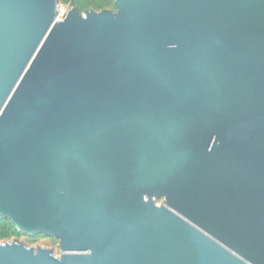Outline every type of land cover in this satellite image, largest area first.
Returning a JSON list of instances; mask_svg holds the SVG:
<instances>
[{
    "label": "water",
    "instance_id": "water-1",
    "mask_svg": "<svg viewBox=\"0 0 264 264\" xmlns=\"http://www.w3.org/2000/svg\"><path fill=\"white\" fill-rule=\"evenodd\" d=\"M58 1L0 0V216L62 253L0 262L264 264V0Z\"/></svg>",
    "mask_w": 264,
    "mask_h": 264
},
{
    "label": "trees",
    "instance_id": "trees-1",
    "mask_svg": "<svg viewBox=\"0 0 264 264\" xmlns=\"http://www.w3.org/2000/svg\"><path fill=\"white\" fill-rule=\"evenodd\" d=\"M63 3L70 4V6L77 7L81 12L88 9L102 10L114 9L115 0H60ZM40 236L44 234H39ZM21 232L17 230L12 221L6 217L0 216V240H7L11 238H18Z\"/></svg>",
    "mask_w": 264,
    "mask_h": 264
},
{
    "label": "rangeland",
    "instance_id": "rangeland-1",
    "mask_svg": "<svg viewBox=\"0 0 264 264\" xmlns=\"http://www.w3.org/2000/svg\"><path fill=\"white\" fill-rule=\"evenodd\" d=\"M70 4L63 3L60 0L58 1V18L63 19L65 15L67 14V11L70 8ZM154 200L158 205L162 204L164 197L161 196H155ZM14 239H18L19 241L25 243L28 246L34 247V248H39V247H44V248H49L51 249L55 255L60 256L62 253L61 246H60V240L56 239L52 235H42L40 236L39 234H26L21 232V236L18 238H11L7 240H1V241H12Z\"/></svg>",
    "mask_w": 264,
    "mask_h": 264
},
{
    "label": "snow or ice",
    "instance_id": "snow-or-ice-1",
    "mask_svg": "<svg viewBox=\"0 0 264 264\" xmlns=\"http://www.w3.org/2000/svg\"><path fill=\"white\" fill-rule=\"evenodd\" d=\"M0 264H2V262H0Z\"/></svg>",
    "mask_w": 264,
    "mask_h": 264
}]
</instances>
